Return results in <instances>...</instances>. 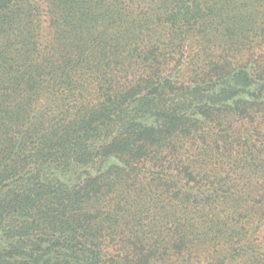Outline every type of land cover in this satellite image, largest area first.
Returning a JSON list of instances; mask_svg holds the SVG:
<instances>
[{
  "label": "trees",
  "instance_id": "obj_1",
  "mask_svg": "<svg viewBox=\"0 0 264 264\" xmlns=\"http://www.w3.org/2000/svg\"><path fill=\"white\" fill-rule=\"evenodd\" d=\"M263 231L264 0H0V264H264Z\"/></svg>",
  "mask_w": 264,
  "mask_h": 264
},
{
  "label": "rangeland",
  "instance_id": "obj_2",
  "mask_svg": "<svg viewBox=\"0 0 264 264\" xmlns=\"http://www.w3.org/2000/svg\"><path fill=\"white\" fill-rule=\"evenodd\" d=\"M239 13H240V12H239ZM237 19H238V18H237ZM197 31L201 32L202 29H201V28H197ZM259 236H260V238L263 239V241H264V231H263L261 234H259ZM253 240H256L257 242L259 241V240H257L256 237H254ZM213 250H214V249H212V248H205V247H203V250H202V251H199L198 254H199L200 258H203V255H204L205 252H207V251H210V252H211V251H213Z\"/></svg>",
  "mask_w": 264,
  "mask_h": 264
}]
</instances>
